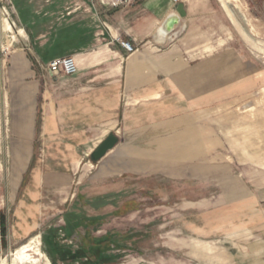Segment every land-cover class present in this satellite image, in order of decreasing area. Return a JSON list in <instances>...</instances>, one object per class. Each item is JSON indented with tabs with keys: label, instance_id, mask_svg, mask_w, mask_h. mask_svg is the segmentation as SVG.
<instances>
[{
	"label": "rangeland",
	"instance_id": "rangeland-1",
	"mask_svg": "<svg viewBox=\"0 0 264 264\" xmlns=\"http://www.w3.org/2000/svg\"><path fill=\"white\" fill-rule=\"evenodd\" d=\"M233 1L249 20L253 40L238 33L219 0H209L217 9L215 23L210 22L215 38L199 51L240 54V60L230 61L245 66V86L215 94L213 103H200L148 133L146 158L128 157L119 148L98 162L84 157L71 167L59 159L15 156L20 144L12 127L15 109L30 90L12 83L9 74L16 66L11 57L19 48L29 56L31 30L23 37L3 32L2 19L13 23L15 16L13 0H0V259L6 260L0 264H21L10 253L34 236L43 257L30 252L36 263L27 264H237L236 246L223 239L221 225L217 234L204 232L203 239L186 226L201 212L210 213L211 221L218 212L221 219L228 203L264 201V142L254 136L244 141L238 128L264 112V0ZM158 49L181 53L184 47ZM43 68L32 62L33 70ZM246 146L259 156L243 153ZM74 233L110 246L90 247L91 262L70 238Z\"/></svg>",
	"mask_w": 264,
	"mask_h": 264
},
{
	"label": "crops",
	"instance_id": "crops-1",
	"mask_svg": "<svg viewBox=\"0 0 264 264\" xmlns=\"http://www.w3.org/2000/svg\"><path fill=\"white\" fill-rule=\"evenodd\" d=\"M179 5L185 16L161 37L159 29ZM13 6L15 33L23 37L24 30H31L29 56L19 48L11 57L16 66L9 74L12 83L30 90L15 109L12 127L20 143L16 157L43 156L77 166L114 135L117 144L105 157L125 148L128 157L146 158L148 133H157L159 126L200 103H213L215 94L245 86V66L230 61L240 60V54L199 51L215 38L210 22L215 23L217 9L209 0H136L111 11L90 0H13ZM119 41L130 42L137 51L126 53ZM167 44L184 47L183 52H157ZM64 57L74 58L76 75L47 71L50 61ZM33 61L43 65L42 71L32 69ZM178 61L186 63L176 67ZM239 127L244 141L254 136L264 142L258 121ZM250 147H242V152L258 157ZM39 173L36 168L35 179ZM221 214V223L218 212L213 223L210 213L201 212L186 226L203 239L204 232L207 237L210 230L217 234L221 225L223 239L232 249L236 246L231 256L237 264H264V201L228 203Z\"/></svg>",
	"mask_w": 264,
	"mask_h": 264
},
{
	"label": "bare ground",
	"instance_id": "bare-ground-1",
	"mask_svg": "<svg viewBox=\"0 0 264 264\" xmlns=\"http://www.w3.org/2000/svg\"><path fill=\"white\" fill-rule=\"evenodd\" d=\"M219 2L221 4L225 16L227 17L229 22L237 29L238 33L247 41L248 40L252 41L253 37L251 35L252 30H250L249 20L247 19V17L244 16L245 14H243L242 11H240L239 6L235 4L233 0H219ZM2 30L3 32H9L11 34L14 33L12 23H10L9 20L7 19H2ZM18 33L22 35L23 32L18 31ZM263 99H264V91H263ZM256 118H258L257 120L259 123L263 124L264 112L261 113L260 115H257ZM39 246H40V242L38 241V238L34 236L33 238H30L28 243L20 246L14 252H11L10 256L17 259L21 264H27L29 262L36 263V261L33 260V258L31 257L30 252H34L36 255L43 257V254L41 253ZM0 261L5 262L6 260L0 259Z\"/></svg>",
	"mask_w": 264,
	"mask_h": 264
},
{
	"label": "built area",
	"instance_id": "built-area-1",
	"mask_svg": "<svg viewBox=\"0 0 264 264\" xmlns=\"http://www.w3.org/2000/svg\"><path fill=\"white\" fill-rule=\"evenodd\" d=\"M94 6L106 11L124 9L134 4L136 0H90ZM178 4L181 0H172ZM120 47L128 54H133L137 49L128 41H119ZM50 73H61L67 77L76 75L78 67L73 57L58 58L50 61L46 66Z\"/></svg>",
	"mask_w": 264,
	"mask_h": 264
},
{
	"label": "water",
	"instance_id": "water-1",
	"mask_svg": "<svg viewBox=\"0 0 264 264\" xmlns=\"http://www.w3.org/2000/svg\"><path fill=\"white\" fill-rule=\"evenodd\" d=\"M184 11L181 5L176 8V12L173 15L167 17L158 33L161 37H165L172 31V28L177 25L182 17H184ZM117 144V138L114 135H109L102 143L94 150L90 155V161L92 163L98 162L103 159Z\"/></svg>",
	"mask_w": 264,
	"mask_h": 264
},
{
	"label": "trees",
	"instance_id": "trees-1",
	"mask_svg": "<svg viewBox=\"0 0 264 264\" xmlns=\"http://www.w3.org/2000/svg\"><path fill=\"white\" fill-rule=\"evenodd\" d=\"M70 238L72 239V241H74V242H76V243H78L80 245L81 249H83L86 252L87 257L90 259L91 262L95 261V257L93 255L89 254L88 250H90V247H100V248L101 247H105V248H108L110 246V244H109V242L107 240L106 241H102V242L92 243L88 236L80 237V236H78L75 233L73 235H71Z\"/></svg>",
	"mask_w": 264,
	"mask_h": 264
}]
</instances>
